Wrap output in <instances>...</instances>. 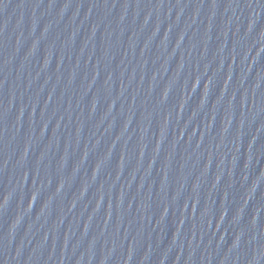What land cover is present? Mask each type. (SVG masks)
<instances>
[{"label": "water", "instance_id": "95a60500", "mask_svg": "<svg viewBox=\"0 0 264 264\" xmlns=\"http://www.w3.org/2000/svg\"><path fill=\"white\" fill-rule=\"evenodd\" d=\"M0 264H264V0H0Z\"/></svg>", "mask_w": 264, "mask_h": 264}]
</instances>
